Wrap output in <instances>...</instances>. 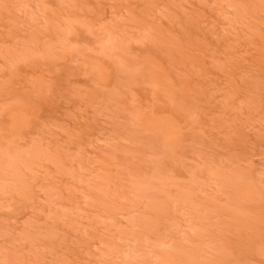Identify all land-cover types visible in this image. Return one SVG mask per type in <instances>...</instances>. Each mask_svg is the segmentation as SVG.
<instances>
[{
  "label": "rangeland",
  "instance_id": "1",
  "mask_svg": "<svg viewBox=\"0 0 264 264\" xmlns=\"http://www.w3.org/2000/svg\"><path fill=\"white\" fill-rule=\"evenodd\" d=\"M0 264H264V0H0Z\"/></svg>",
  "mask_w": 264,
  "mask_h": 264
}]
</instances>
